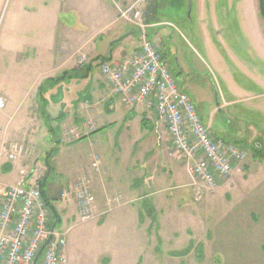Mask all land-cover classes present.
Masks as SVG:
<instances>
[{
  "label": "rangeland",
  "instance_id": "374dc122",
  "mask_svg": "<svg viewBox=\"0 0 264 264\" xmlns=\"http://www.w3.org/2000/svg\"><path fill=\"white\" fill-rule=\"evenodd\" d=\"M147 5L149 11L154 10L157 22L163 23L148 29L150 37L162 41L166 60L176 78L182 79V69L195 74L201 118L207 121L217 105L228 103L216 115L221 126L216 123L209 128L210 133L231 143L235 141L245 154L226 181L211 194L196 200L183 160L170 145L171 154H175L183 166L182 179L189 184L181 193L174 190L177 194L173 200L162 196L158 203L162 215L179 220L177 226H168L172 231L166 234L169 237H164V244L168 247V242H181L183 246L187 238L194 237L195 250H212L222 255L206 258L205 264H264V252L260 250L264 248V23L259 17L258 2L142 0L137 6L142 14ZM23 9L30 14L16 19L15 12ZM67 14V19H74L73 14L65 12L63 0H0V93L8 92L13 97L12 102H5L0 110L6 142L20 139L33 126L23 113L35 90L39 88L48 100L66 89L61 85L62 80L48 87L40 86L49 75L46 71L50 57L46 48L50 42V27L55 19L59 18L62 23ZM5 44L15 47V55L7 53ZM34 46L40 50L37 57L33 55ZM16 58L21 63L14 62ZM74 86L71 84L70 88ZM121 127L119 124L112 132L127 135V143L117 148L120 160H107L118 180L133 164L129 158V147L133 146L130 141L138 137L135 129L128 132ZM46 142L49 140H41L38 145ZM83 142L86 146L87 139L79 141ZM44 153L39 158L43 164ZM150 154V163L155 161L161 165L165 161L163 153L153 146ZM29 168L34 167L31 164ZM16 177V172H10L4 183L15 184ZM45 192L49 193L48 186ZM146 203L147 211L142 215L156 216L160 212L148 210L149 201ZM114 207L99 222L94 219V213L92 219L86 221L76 216L63 227L66 264H106L107 258L111 264H164L152 256L148 245L149 241L154 244L152 237L145 238L144 233L134 230L131 221L129 223L134 216L138 220V212L134 210L133 216L125 207ZM101 221H104L102 226L97 224ZM60 227L57 225L56 229Z\"/></svg>",
  "mask_w": 264,
  "mask_h": 264
},
{
  "label": "crops",
  "instance_id": "0c3cea01",
  "mask_svg": "<svg viewBox=\"0 0 264 264\" xmlns=\"http://www.w3.org/2000/svg\"><path fill=\"white\" fill-rule=\"evenodd\" d=\"M63 2L65 12L73 14L74 19H67V14L62 23L58 18L50 27V42L46 48L50 57V66L46 71L49 75L40 87L46 85L48 87L54 83H48V80L60 79L61 85L66 89L60 90L57 97L48 100L41 95L39 88L35 90L32 99L29 98L27 111L23 113L25 120L33 126L29 127L20 139L6 142L3 138V123L0 122V199L5 188L25 183L26 180L21 177V172H24L27 178L39 181L44 199L54 210L55 227L61 226L58 230L66 233L62 230L63 227H67L69 221L77 216L74 184L80 177L86 176L89 178L95 199L94 219L99 222L114 205H120V208L125 207L127 211H132L133 216L135 211L138 212V220L137 216L127 217L131 218L129 223L131 221L134 230L144 233L145 238L152 237L154 244L152 245L149 241L148 245H150L152 256L155 260H159V263L169 264L168 262L171 261L172 264H180V262L205 264L206 258L222 256L212 250H195L194 237H190L191 240L187 238L183 246L181 242H168V247L165 246L164 237H169L166 234L172 231L168 226H177L179 220L162 215L158 203L161 202L162 196L173 200L177 194L174 190H181L180 193L186 190L189 183H184L182 179L183 166L177 160L178 157L171 154L169 136L165 128L157 122L154 112L146 109L142 104L124 108L100 74L101 64L117 63L130 57L139 49L141 40L137 27L122 18L120 13L139 6L142 0H111V2L63 0ZM145 7L143 17H145L148 39L158 48L162 59L167 62L162 41H157L156 37L151 38L148 30L163 23L157 22L154 10L149 11V5ZM23 14L29 15L30 12L24 9L20 12L16 11L14 17L17 19ZM4 48L8 49L7 53L10 55L15 53L13 46L9 47L5 44ZM32 49L33 55L37 57L39 48L34 46ZM81 55L85 56L82 65L79 64ZM13 61L17 64L21 63L19 58ZM101 61L103 62L100 63ZM181 73L182 79L176 78L177 75L175 76L174 72L173 76L193 102L201 118L199 85L195 80V74L186 73L184 69ZM71 84L75 86L70 88ZM0 98L10 103L13 97L8 92H2ZM226 104L228 103L217 105L209 113L207 121L201 118L203 123L211 129L218 123L217 112ZM119 124L124 131L130 132L135 129L138 137L135 141H130L133 146L129 147V158L133 160V164L118 180L114 178L112 165L107 163V160H120L117 148L127 143L125 132L118 135L112 134ZM217 126L220 127L221 123L219 122ZM73 129H77L84 139H87L86 146L84 142L79 143V141L69 143L63 136L65 131ZM212 135L224 139L219 135ZM41 140H49V142L38 145ZM14 144L22 145L29 154L9 161L7 155ZM152 146L161 151L165 157L161 165L155 161L151 163L149 161V157L152 156L150 154ZM43 153L44 164L39 159ZM94 157H98L101 162L99 173L93 172L90 167ZM31 164L33 169L29 168ZM236 168L237 166L234 169ZM10 172L17 173L16 182L13 185L4 183V178ZM46 186L49 187L48 194L45 192ZM147 201H149L148 210L155 209L154 213L160 211L156 216L142 215L147 211L145 210ZM97 224L102 226L104 221ZM151 229H153L152 232ZM171 235L174 237V234ZM260 250L264 252V248ZM108 260L107 258L106 264H111Z\"/></svg>",
  "mask_w": 264,
  "mask_h": 264
},
{
  "label": "built area",
  "instance_id": "2783aa9c",
  "mask_svg": "<svg viewBox=\"0 0 264 264\" xmlns=\"http://www.w3.org/2000/svg\"><path fill=\"white\" fill-rule=\"evenodd\" d=\"M120 16L137 27L140 47L117 63L101 64L100 74L124 108L142 104L154 112L169 136L171 147L183 160L195 199L200 200L231 176L245 154L235 143L210 133L169 64L148 39L140 7H132ZM84 61L85 56L81 55L79 64ZM4 106L5 100L0 98V110ZM63 136L69 143L83 138L77 129L65 131ZM27 154L26 148L14 144L7 158L14 161ZM90 167L95 173L101 171L98 157L93 158ZM21 177L25 183L5 188L0 199V264H66V233L56 229L41 184L37 179L27 178L24 172ZM73 191L78 218L92 219L95 199L89 178L80 177Z\"/></svg>",
  "mask_w": 264,
  "mask_h": 264
},
{
  "label": "trees",
  "instance_id": "16d2710c",
  "mask_svg": "<svg viewBox=\"0 0 264 264\" xmlns=\"http://www.w3.org/2000/svg\"><path fill=\"white\" fill-rule=\"evenodd\" d=\"M258 2V13H259V17L260 19L263 21L264 23V0H257ZM103 61H101L100 63H102ZM62 79V78H61ZM60 79H56L55 81H47L48 83L50 82H57ZM84 139V137L82 138ZM242 146V145H241ZM243 147V146H242ZM50 207V206H49ZM52 213H54V210L50 207Z\"/></svg>",
  "mask_w": 264,
  "mask_h": 264
},
{
  "label": "water",
  "instance_id": "95a60500",
  "mask_svg": "<svg viewBox=\"0 0 264 264\" xmlns=\"http://www.w3.org/2000/svg\"><path fill=\"white\" fill-rule=\"evenodd\" d=\"M41 186V185H40ZM42 188V187H41Z\"/></svg>",
  "mask_w": 264,
  "mask_h": 264
}]
</instances>
